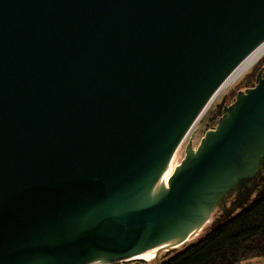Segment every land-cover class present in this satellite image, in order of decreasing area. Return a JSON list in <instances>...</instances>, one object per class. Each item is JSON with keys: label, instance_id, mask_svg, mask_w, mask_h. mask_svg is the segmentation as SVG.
<instances>
[{"label": "water", "instance_id": "water-1", "mask_svg": "<svg viewBox=\"0 0 264 264\" xmlns=\"http://www.w3.org/2000/svg\"><path fill=\"white\" fill-rule=\"evenodd\" d=\"M264 0H0V264L184 245L261 176L264 78L160 186Z\"/></svg>", "mask_w": 264, "mask_h": 264}, {"label": "trees", "instance_id": "trees-1", "mask_svg": "<svg viewBox=\"0 0 264 264\" xmlns=\"http://www.w3.org/2000/svg\"><path fill=\"white\" fill-rule=\"evenodd\" d=\"M253 257H264V193L192 241L169 249L155 264H241Z\"/></svg>", "mask_w": 264, "mask_h": 264}, {"label": "rangeland", "instance_id": "rangeland-1", "mask_svg": "<svg viewBox=\"0 0 264 264\" xmlns=\"http://www.w3.org/2000/svg\"><path fill=\"white\" fill-rule=\"evenodd\" d=\"M262 78H264V56L257 64H255L252 68L245 72L236 82H234L223 92H221L220 95H218L217 99L210 106L206 107L201 115V118L194 125L185 139L181 142L177 150V155L174 159L173 167L170 170L172 176L179 169L185 167L189 160L200 152L202 143L205 141L209 130L216 128L218 129L222 120L229 114L232 107H236L239 103L240 98L243 97L248 90L254 88ZM220 109L223 112H221ZM219 110L220 112H218ZM219 113H221V115L218 116ZM216 116V125L214 126V128L208 129L210 124L213 122L214 117ZM259 173L261 176L254 179L248 187L233 196L230 202H228L225 207L220 210L203 227V229L198 232V234L193 239L200 236L208 227H211L212 225L217 224L223 219L237 213L258 195L264 193V163L260 167ZM193 239L189 240L188 242L192 241ZM165 253L166 251L159 257L119 261L113 264H155L162 259Z\"/></svg>", "mask_w": 264, "mask_h": 264}, {"label": "bare ground", "instance_id": "bare-ground-1", "mask_svg": "<svg viewBox=\"0 0 264 264\" xmlns=\"http://www.w3.org/2000/svg\"><path fill=\"white\" fill-rule=\"evenodd\" d=\"M264 56V39L256 46L254 47L233 69L232 71L228 74L226 77L225 81L221 85L220 89L214 95V97L210 100L208 106H210L220 95L221 92H223L226 88H228L230 85H232L234 82H236L245 72H247L250 68H252L255 64H257ZM178 150V149H177ZM175 152L174 158L171 162V164L167 167L160 186H167L170 183V179L172 177V174L170 173V170L173 167L174 164V159L176 157ZM171 176V177H170ZM195 237V236H194ZM136 258H144V259H149V257H146L144 254L137 253L135 254ZM109 259V258H108ZM102 261L98 264H107L109 260Z\"/></svg>", "mask_w": 264, "mask_h": 264}, {"label": "crops", "instance_id": "crops-1", "mask_svg": "<svg viewBox=\"0 0 264 264\" xmlns=\"http://www.w3.org/2000/svg\"><path fill=\"white\" fill-rule=\"evenodd\" d=\"M241 264H264V257H253L245 259Z\"/></svg>", "mask_w": 264, "mask_h": 264}]
</instances>
